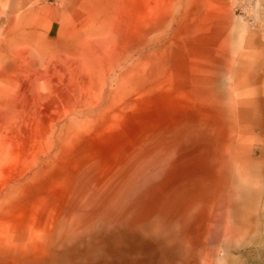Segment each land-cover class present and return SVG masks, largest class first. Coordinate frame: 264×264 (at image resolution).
I'll list each match as a JSON object with an SVG mask.
<instances>
[{
	"label": "rangeland",
	"instance_id": "rangeland-1",
	"mask_svg": "<svg viewBox=\"0 0 264 264\" xmlns=\"http://www.w3.org/2000/svg\"><path fill=\"white\" fill-rule=\"evenodd\" d=\"M0 264H264V0H0Z\"/></svg>",
	"mask_w": 264,
	"mask_h": 264
}]
</instances>
